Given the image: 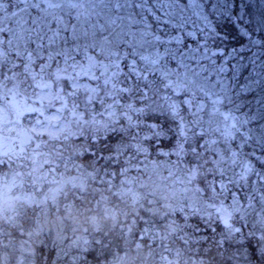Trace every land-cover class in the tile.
Returning <instances> with one entry per match:
<instances>
[{
	"label": "snow or ice",
	"instance_id": "6c2138e0",
	"mask_svg": "<svg viewBox=\"0 0 264 264\" xmlns=\"http://www.w3.org/2000/svg\"><path fill=\"white\" fill-rule=\"evenodd\" d=\"M254 8L0 0V171L46 141L87 145L97 161L155 148L193 185L189 231L228 264H264V0ZM86 246L52 252L89 264Z\"/></svg>",
	"mask_w": 264,
	"mask_h": 264
},
{
	"label": "trees",
	"instance_id": "16d2710c",
	"mask_svg": "<svg viewBox=\"0 0 264 264\" xmlns=\"http://www.w3.org/2000/svg\"><path fill=\"white\" fill-rule=\"evenodd\" d=\"M168 144V141H161L159 151L169 150ZM51 145L55 144L51 142ZM87 147L69 142L65 147L58 146L59 157L54 156L59 159L62 154L55 164L57 170L63 173L68 167L65 175L76 176L80 181L79 187L65 197L61 207L70 214L69 218L74 217L75 234L90 238L89 264H109L112 257L120 256L123 264H154L162 261L163 249L173 247H177L181 264H228L227 253L223 257L217 255L215 244L205 246L200 235L187 228L188 223L195 221L181 217L180 204L186 198H196L193 185H174L178 181L170 178V166L155 148L151 150L150 159L155 155L158 180L156 188L152 189L146 186L148 171L144 169L141 155L135 154L134 160L126 161L127 153L117 152L107 160L97 161L86 155ZM72 158H75L74 162ZM174 159L168 157V161ZM132 162L138 171L126 170ZM146 224L150 226L149 232L143 231ZM10 226L3 227L5 232L0 233L8 236ZM126 226L131 229L128 235H124ZM138 240L140 245L136 246Z\"/></svg>",
	"mask_w": 264,
	"mask_h": 264
},
{
	"label": "rangeland",
	"instance_id": "374dc122",
	"mask_svg": "<svg viewBox=\"0 0 264 264\" xmlns=\"http://www.w3.org/2000/svg\"><path fill=\"white\" fill-rule=\"evenodd\" d=\"M250 3L253 4V10H255L256 0H251ZM74 144L77 146V142L74 141ZM56 149H58L57 145L52 146L51 142L47 141L35 150L29 145L23 163L14 156V160L12 158L14 166L11 167L13 169L5 168L0 171V232H5L3 227L8 224L12 225L7 231L8 236L0 233V264H57L52 252L54 245L58 249L70 247L75 252L85 241H87V251L83 254L86 256L88 254L90 238H82L75 234L77 223L73 221L74 217L69 218L70 214L61 207L65 197L76 187H79L80 181L76 176L67 177L65 175V173L68 174V167L63 170V173L55 168V164L62 157V154L59 159L56 157L58 155ZM51 152L53 153L51 154ZM66 155L69 156L68 153ZM134 156L127 154L126 161L134 160ZM164 158L165 164H168V156H164ZM140 159L141 162H144V169L148 171L146 186L155 189L158 180L155 155L152 156V159L150 156L141 155ZM71 161L74 162L75 158H72ZM18 163L22 165L15 167V164ZM149 163L150 167H148ZM129 165L130 167L126 170H139L134 167V162ZM52 170L53 172L50 173L49 171ZM13 176L16 178V185L11 183ZM169 176L178 181L174 170ZM174 185L182 184L178 181ZM183 185L192 184L185 182ZM126 195H129L127 191ZM184 201L186 199L181 201L180 209L185 208L186 202ZM181 217L185 218L182 212ZM114 226L115 224L112 225V227ZM130 230L126 226L124 235H128ZM181 239L185 240V238ZM139 240L136 242V246L140 245ZM176 248L163 249L160 254L161 260L166 264H181ZM29 254L30 261L27 259ZM96 260H99V257ZM123 261L122 256L112 257L108 263L123 264ZM162 261H156L154 264H163L160 263Z\"/></svg>",
	"mask_w": 264,
	"mask_h": 264
},
{
	"label": "flooded vegetation",
	"instance_id": "af4514ba",
	"mask_svg": "<svg viewBox=\"0 0 264 264\" xmlns=\"http://www.w3.org/2000/svg\"><path fill=\"white\" fill-rule=\"evenodd\" d=\"M14 156H15V155H13V156L11 157V159L13 158V160H14Z\"/></svg>",
	"mask_w": 264,
	"mask_h": 264
}]
</instances>
